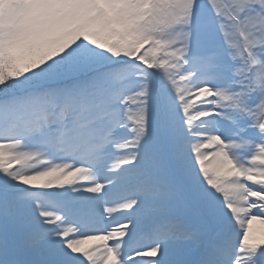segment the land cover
Masks as SVG:
<instances>
[{"label": "snow or ice", "instance_id": "snow-or-ice-1", "mask_svg": "<svg viewBox=\"0 0 264 264\" xmlns=\"http://www.w3.org/2000/svg\"><path fill=\"white\" fill-rule=\"evenodd\" d=\"M0 264H264V0H0Z\"/></svg>", "mask_w": 264, "mask_h": 264}]
</instances>
